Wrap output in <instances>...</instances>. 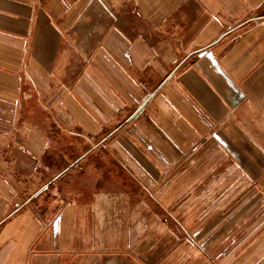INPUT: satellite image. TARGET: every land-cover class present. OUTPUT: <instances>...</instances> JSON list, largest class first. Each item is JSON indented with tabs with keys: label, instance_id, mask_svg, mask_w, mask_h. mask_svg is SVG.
I'll list each match as a JSON object with an SVG mask.
<instances>
[{
	"label": "crops",
	"instance_id": "obj_1",
	"mask_svg": "<svg viewBox=\"0 0 264 264\" xmlns=\"http://www.w3.org/2000/svg\"><path fill=\"white\" fill-rule=\"evenodd\" d=\"M93 1L0 0V264H264V0Z\"/></svg>",
	"mask_w": 264,
	"mask_h": 264
},
{
	"label": "rangeland",
	"instance_id": "obj_2",
	"mask_svg": "<svg viewBox=\"0 0 264 264\" xmlns=\"http://www.w3.org/2000/svg\"><path fill=\"white\" fill-rule=\"evenodd\" d=\"M97 2H101L103 4V8H104V15L103 17H100L101 21L102 20H107L108 21V24H117L118 21H119V18L116 17V14L113 10H111L109 8V6L107 4H105L103 1H100V0H96V1H93V4H98ZM98 29V28H97ZM81 169V171L83 170V167H79Z\"/></svg>",
	"mask_w": 264,
	"mask_h": 264
}]
</instances>
